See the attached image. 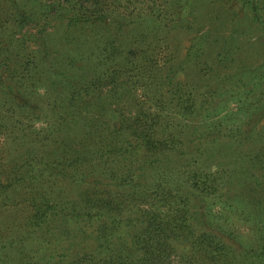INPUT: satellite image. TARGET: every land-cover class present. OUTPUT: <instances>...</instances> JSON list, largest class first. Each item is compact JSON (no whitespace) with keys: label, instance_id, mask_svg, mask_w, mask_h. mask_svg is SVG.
I'll return each mask as SVG.
<instances>
[{"label":"trees","instance_id":"1","mask_svg":"<svg viewBox=\"0 0 264 264\" xmlns=\"http://www.w3.org/2000/svg\"><path fill=\"white\" fill-rule=\"evenodd\" d=\"M108 1L0 0V264H264V175L254 173L264 150L249 172L231 156L225 168L232 146L218 141L183 151L186 126L177 118L208 109L183 85L167 97L170 62L154 61L176 20L199 33L186 59L189 69L199 66L191 52L204 53L210 37L191 24V0L175 16L158 15L153 31L125 13L115 18ZM238 1L264 32V0ZM257 73L264 61L231 81L251 85ZM255 111L240 141L255 135L264 101ZM200 129L196 144L210 135ZM214 153L224 170L212 173ZM218 179L236 194L216 198ZM212 206L242 219L255 249L228 245L232 235L200 212Z\"/></svg>","mask_w":264,"mask_h":264},{"label":"rangeland","instance_id":"2","mask_svg":"<svg viewBox=\"0 0 264 264\" xmlns=\"http://www.w3.org/2000/svg\"><path fill=\"white\" fill-rule=\"evenodd\" d=\"M185 0H109L107 2V10L113 11L112 15L118 18L122 13L131 17L130 22L139 23L142 28H151L155 30V25L151 22L156 21L155 18L159 16L171 17L180 6H183ZM192 8L194 9V16L189 18L194 20L199 26V32L207 33L209 35V47H204V53L196 55V52H191L193 56L199 61V66L189 69L190 65L186 60L189 54V49L194 43L192 39L197 36L195 30L184 29V24L179 22H170L163 33L162 43L159 44L158 52L160 57H154L164 67L165 63L170 62L169 67L164 70L163 75L165 81L163 84V91L167 97H171L169 90H174L177 85H183L186 90L193 94L197 99V104L206 107L204 114L188 115L186 117L177 118L179 123L183 122L185 130L181 129V138L183 151L202 149L204 144L210 141V146L213 141H218L226 146H232L231 149L226 148L228 156L222 164L225 168L233 167L234 162H231L230 156L233 160H243L238 165L241 169L249 172L251 165L249 160L254 155H257L263 149L264 139V119L259 122L256 127L255 135H252L250 141H240L242 132H246L249 128L248 120L251 116L257 114L255 111L258 106H261L264 101V75L257 73L256 81L249 85L248 82L235 83L231 81V74L239 72V74L247 73L249 68L260 65L264 61V32L258 25L250 21L249 12L244 10L242 4L238 0H191ZM109 8V9H108ZM243 8V9H242ZM176 9V10H175ZM188 16V14L186 13ZM146 19H148L146 21ZM174 20V17L171 18ZM150 22V23H146ZM131 23V24H132ZM157 23H160L157 21ZM134 24H132L133 26ZM161 26H166L162 23ZM197 27L196 25H193ZM12 28L8 24L3 29L7 32ZM138 28V27H137ZM142 30L141 28H138ZM160 30V29H159ZM24 32V31H23ZM98 33L107 35L106 29H100ZM90 34L91 33H87ZM22 34H17L15 38H19ZM30 46V44L28 43ZM33 48V45H32ZM197 47L194 49L196 50ZM225 50L229 53L226 54ZM222 54V62L218 54ZM90 64L87 60L80 62L81 73L84 79L90 80L93 70L87 67ZM172 68V69H170ZM170 79L168 80V77ZM246 74L244 75V79ZM242 80V79H240ZM244 81V80H243ZM259 83V88L256 85ZM131 86L133 84L129 83ZM42 96L46 95L44 89L39 91ZM138 93H143V90H138ZM44 102L47 100L43 98ZM260 101V102H259ZM146 103V102H144ZM150 105V103H147ZM257 116V115H255ZM115 118V116H114ZM43 127L42 123L37 125ZM209 126L210 135L198 144V135L194 137L192 134L195 130L206 128ZM211 127V128H210ZM262 135V136H261ZM235 136V137H234ZM242 143V144H241ZM241 144L240 146H238ZM216 145V143H214ZM216 152V151H214ZM201 151H199L198 156ZM213 159L209 160L208 166L210 172L224 170L219 158H222L214 153ZM264 156V153H263ZM236 163V162H235ZM221 165V166H219ZM257 167V166H256ZM254 167V168H256ZM253 169V168H252ZM247 172V171H245ZM256 174L264 175V167H258ZM216 178H219L218 176ZM247 179V178H246ZM247 185H249L247 183ZM264 188V187H263ZM237 188L231 181H220L218 179L217 191L214 194L217 197H232L236 194ZM259 197V196H258ZM215 198H213V201ZM4 210L0 206V224L6 217ZM205 214L211 220V223L219 224L225 228V233L229 238H225V242L232 246L234 250L239 248H254L257 245L253 233L249 230L247 225H244L242 219H238L232 213L226 215L220 206H212L208 210L203 208L200 210L201 214ZM230 230L233 231L230 232ZM234 238V240H231Z\"/></svg>","mask_w":264,"mask_h":264}]
</instances>
